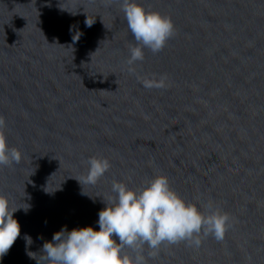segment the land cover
<instances>
[{
  "label": "water",
  "instance_id": "95a60500",
  "mask_svg": "<svg viewBox=\"0 0 264 264\" xmlns=\"http://www.w3.org/2000/svg\"><path fill=\"white\" fill-rule=\"evenodd\" d=\"M133 2L176 29L134 74L117 0H0V116L23 154L0 169V195L21 208V236L0 264H49L54 234L100 230L113 181L136 189L157 175L232 227L199 248L162 247L148 264H264V0ZM162 75L165 88L141 83ZM91 157L111 168L82 186L74 178Z\"/></svg>",
  "mask_w": 264,
  "mask_h": 264
},
{
  "label": "clouds",
  "instance_id": "9594fccd",
  "mask_svg": "<svg viewBox=\"0 0 264 264\" xmlns=\"http://www.w3.org/2000/svg\"><path fill=\"white\" fill-rule=\"evenodd\" d=\"M117 2L135 40L126 60L127 70L134 74L132 66L145 59L144 50L153 54L163 51L175 37L176 29L170 16L149 11L133 0ZM93 23L86 20L89 27ZM166 81L167 76L162 75L159 80L143 78L141 83L148 89L165 88ZM6 128V118L0 116V169L19 164L23 158L20 150L9 146ZM86 163V174L74 178L82 186L96 185L111 168L110 161L103 157H91ZM111 192L114 195L104 201L106 207L99 212V231L86 227L69 232L65 228L54 234L53 242L44 244L42 251L49 264H148L149 259L159 256L162 247L186 243L199 248L208 237L223 241L232 227L228 213L212 204L198 207L187 202L165 175L146 180L136 189L113 181ZM20 209L11 207L9 199L0 195V260L21 236V225L14 219ZM25 240L32 242L28 236Z\"/></svg>",
  "mask_w": 264,
  "mask_h": 264
}]
</instances>
